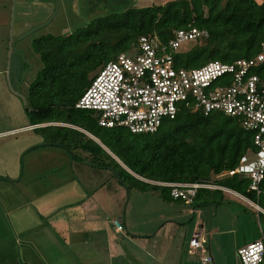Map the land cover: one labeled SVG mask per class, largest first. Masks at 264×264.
Wrapping results in <instances>:
<instances>
[{
  "label": "trees",
  "instance_id": "1",
  "mask_svg": "<svg viewBox=\"0 0 264 264\" xmlns=\"http://www.w3.org/2000/svg\"><path fill=\"white\" fill-rule=\"evenodd\" d=\"M188 27L206 31L207 37L179 48L173 59L176 69L251 59L264 40V0H175L145 8L130 6L120 13L96 17L70 34L34 39L32 48L42 68L24 101L27 120L30 125L57 124L33 131L39 136L51 134L49 139L41 136L47 146L64 148L79 162L111 170L129 191H156L164 201L184 202L173 200L168 188L147 182L213 183L264 210V179L257 195L247 191L248 180L244 178H217L254 150L252 134L235 119L219 113L203 116L199 111L180 108L175 118L164 121L156 133L134 135L123 128H102L90 117V111L74 108L95 72L118 55L135 50L141 36L167 44L176 30ZM221 192L198 189L190 205L212 204Z\"/></svg>",
  "mask_w": 264,
  "mask_h": 264
},
{
  "label": "crops",
  "instance_id": "2",
  "mask_svg": "<svg viewBox=\"0 0 264 264\" xmlns=\"http://www.w3.org/2000/svg\"><path fill=\"white\" fill-rule=\"evenodd\" d=\"M6 1L11 0H0V29L9 27L10 33L5 42L0 39V54L9 57V44L14 39L16 44L17 38L27 30L49 19L55 0L21 1L40 3L47 9V15L33 22L18 20L16 24L10 23L11 12L4 4ZM6 71L0 69V264H135L134 260L137 264L148 263L140 258H153L150 264H164L137 241L151 242L153 236L130 229L126 219V191L111 170L79 162L64 148L47 146L39 135H30L35 134V128L57 124L30 125L24 106L19 109L16 94L9 90ZM11 104L17 107L18 114L9 111L7 105ZM110 187L117 193L112 199ZM235 197L249 202L240 195ZM182 212L188 216L197 214L192 231H202L207 241L200 222L202 213L190 209ZM115 220L122 222L123 231L116 230ZM218 232L214 229L207 235L214 237ZM223 233L216 235L218 251L224 245ZM78 245H85V251L80 252L86 257L84 261L78 258L81 250ZM206 250L211 254L212 264H216L218 251L214 256L211 245ZM180 260L178 264H199Z\"/></svg>",
  "mask_w": 264,
  "mask_h": 264
},
{
  "label": "built area",
  "instance_id": "3",
  "mask_svg": "<svg viewBox=\"0 0 264 264\" xmlns=\"http://www.w3.org/2000/svg\"><path fill=\"white\" fill-rule=\"evenodd\" d=\"M205 37L207 32L195 27L176 30L167 44L155 37L141 36L135 50L103 66L74 108L97 113V124L102 128H123L134 135L156 133L164 121L175 118L180 108L199 111L203 116L219 113L235 119L252 134L254 150L217 178H244L248 180L247 191L259 195L264 179V40L259 53L251 59L176 69L173 59L181 45ZM147 183L168 188L173 200L188 204L201 188L239 196L213 183ZM255 208L264 216V210ZM113 224L122 231L119 220ZM258 227L259 238L236 251L240 264H264V230L259 221ZM205 238L202 231L195 230L187 253L201 264H212L211 254L204 247Z\"/></svg>",
  "mask_w": 264,
  "mask_h": 264
},
{
  "label": "rangeland",
  "instance_id": "4",
  "mask_svg": "<svg viewBox=\"0 0 264 264\" xmlns=\"http://www.w3.org/2000/svg\"><path fill=\"white\" fill-rule=\"evenodd\" d=\"M21 1L23 0L4 2L11 12L10 23L16 24L18 20L26 19L29 22H33L47 15V9H44L40 3L26 4ZM171 1L175 0H55V4H52L53 12L51 11L49 19L27 30L17 38L18 42L16 44V39H14L9 44V57L1 56L2 53L0 54V69L7 70L6 81L9 90H12L16 94L15 99L19 100V109H22L24 106L29 85L42 68V63L32 48L33 39L45 34L66 35L77 28L86 26L96 17L104 16L111 12L120 13L130 6L145 8L164 5ZM49 9L51 10L52 8ZM27 15H30V17ZM19 17L23 19H19ZM7 33H10L9 27L0 29V39L2 38L4 42L7 38ZM186 46L187 44H183L180 49L186 48ZM103 66L95 72L93 78L100 72ZM7 107L11 113L18 114L15 105L11 104L10 107L9 105ZM89 115L97 123L98 114L91 112ZM82 133L90 138L85 132ZM30 135L34 136L36 134L31 133ZM40 135L42 137L45 136V139L51 137L50 133H41ZM223 180L222 178L219 181ZM115 183L119 185L116 180ZM121 187L123 186L121 185ZM125 191L128 214L126 219L130 224V229L139 233H149L153 236L151 242L146 243V239L137 241H140L139 244L142 248L151 252L152 256L158 258L164 264H178L181 261L180 258L183 261L187 259V261L201 264L199 261L196 262L193 257L188 256L187 253V243L192 237V229L196 222L197 214L192 213L188 216L187 213L182 212L183 209H190L191 211L199 210L202 213L200 222L207 236L204 247L208 249V246L211 245V251L214 252V256H216L217 253L215 254V252L220 248L216 235L224 232V235L221 236L224 238V245L222 251L221 249L218 251L215 260L216 264H240L236 256V250L241 246L236 247L235 245L244 246L259 238L260 232L257 216L259 217V224L264 230V216L257 214L255 206L249 203H253V201L249 200L247 203L225 192L217 194L216 200L212 204L194 207L190 204L184 206V203L181 202L164 201L156 191L139 192L132 190L130 193L127 189ZM116 194L113 192V188L110 187V199H112L111 196H117ZM214 229H218L219 232L215 233L214 237H209L208 233ZM83 247L85 245H78V248H81L78 258L82 261L86 259L85 255L80 253L85 251L86 248ZM131 254L128 256L132 257ZM151 259L153 258H148V260L140 258L139 260L150 264ZM134 263L137 264L135 260Z\"/></svg>",
  "mask_w": 264,
  "mask_h": 264
},
{
  "label": "clouds",
  "instance_id": "5",
  "mask_svg": "<svg viewBox=\"0 0 264 264\" xmlns=\"http://www.w3.org/2000/svg\"><path fill=\"white\" fill-rule=\"evenodd\" d=\"M87 135H88V134H87ZM88 136H89L90 138H93V139L95 140V142L97 141L94 137H91L90 135H88ZM93 139H92V140H93ZM97 143H98V141H97Z\"/></svg>",
  "mask_w": 264,
  "mask_h": 264
},
{
  "label": "water",
  "instance_id": "6",
  "mask_svg": "<svg viewBox=\"0 0 264 264\" xmlns=\"http://www.w3.org/2000/svg\"><path fill=\"white\" fill-rule=\"evenodd\" d=\"M44 25H45V24H44ZM44 25H42V26H44ZM38 28H39V27H38ZM34 30H35V29H34ZM31 32H32V31H31ZM28 34H29V33H28ZM28 34H27V35H28ZM25 36H26V35H25ZM22 38H23V37H22ZM13 46H14V45H13ZM92 139H93V138H92ZM93 140H94V139H93ZM94 141H95V140H94ZM96 142H97V141H96Z\"/></svg>",
  "mask_w": 264,
  "mask_h": 264
}]
</instances>
